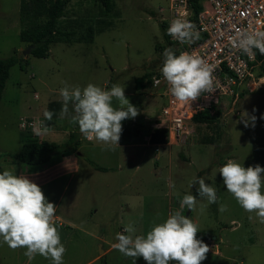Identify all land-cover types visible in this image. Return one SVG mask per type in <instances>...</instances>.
I'll return each mask as SVG.
<instances>
[{
  "label": "rangeland",
  "instance_id": "obj_1",
  "mask_svg": "<svg viewBox=\"0 0 264 264\" xmlns=\"http://www.w3.org/2000/svg\"><path fill=\"white\" fill-rule=\"evenodd\" d=\"M167 5L168 0H111L110 10L105 11L95 0H69L57 26L61 31L72 30L71 40L53 42L46 57H36L31 50L23 54L29 44L19 37V0H0V57L17 53L28 60L22 69L19 63L9 68L1 94L0 172L8 169L26 175L56 206L54 224L66 248L63 264H133L132 258L114 248L106 252L117 242L116 233L127 234L124 228L131 223L136 229L133 235H146L153 223L166 219L168 199L179 196L180 201L189 193L197 197L196 208L190 210L200 229L197 238L214 237L219 251L209 249L201 264H264V224L254 212L241 208L217 172L229 159L244 167L259 164L264 168V71L259 65L238 86L237 97H224L216 107L222 120V137L218 142L214 139L215 123L190 121V135L184 144L158 147L161 152H170L173 160L170 183L166 156L161 160V170L153 173L154 147H143L145 158L140 166H135V156L122 173L94 169L89 160L114 166V145L97 147L96 140L92 145L82 141L83 147L76 152L84 154L87 160L80 159L77 165L69 160L71 151L53 156L47 165L26 164L9 156L20 151L21 132L35 134L34 128L39 126L46 125L48 132L35 134L38 138L64 142L71 130L79 135L75 132L78 125L69 123L68 117L62 119L65 125L55 124L60 118L59 90L64 82L81 88L88 83L103 89L120 85L129 102L140 108L139 93L144 94L151 87L153 76L160 72L164 49L171 47L176 53L178 50V45L169 41V35L164 38L160 26L163 18L171 16ZM142 86L144 90L139 91ZM145 99L146 113L154 121L160 116L164 99ZM113 106L117 107L118 102L113 100ZM46 107L53 112L50 121L43 117ZM252 116L255 121L249 120L245 127L243 121ZM150 121L139 109L135 118L123 120L122 131L143 132ZM62 166H67V171L58 174ZM196 176L217 190L216 203L208 204L206 199L199 198L197 184L189 187ZM261 191L264 193V187ZM126 204L133 213L131 209L126 212ZM221 204L226 205L227 211H218ZM201 205H206L203 211ZM25 251L12 250L0 242V264H51L39 255L29 262ZM135 264L146 261L137 258Z\"/></svg>",
  "mask_w": 264,
  "mask_h": 264
},
{
  "label": "clouds",
  "instance_id": "obj_2",
  "mask_svg": "<svg viewBox=\"0 0 264 264\" xmlns=\"http://www.w3.org/2000/svg\"><path fill=\"white\" fill-rule=\"evenodd\" d=\"M166 34L181 45H192L200 39L196 24L186 17L173 19ZM230 43L246 55L254 57V49L264 55V31L238 33L230 38ZM162 55L164 59L159 71L168 93L177 101L192 103L215 91L213 67L204 59L186 51L176 54L171 47L165 48ZM59 94L62 101L60 118L68 117L69 123L78 125L86 139L96 140L105 146H118L121 122L139 114V110L125 97L124 87L117 84L103 89L92 83L81 88L64 82ZM113 100L118 102L117 107L113 106ZM43 117L50 121L53 112L46 107ZM255 119V116L245 119V127L249 120L254 122ZM34 131L36 135H42L48 132V128L45 125ZM217 172L241 208L254 212L259 222L264 224V193L261 191L264 168L259 164L244 167L229 159L218 167ZM194 184L198 185L199 198L206 199L208 204L217 202V190L206 184L204 178L193 177L189 187ZM196 205L197 197L186 194L179 201L180 210L169 214L162 222L153 223L146 235H133L136 229L129 223L124 228L127 234L116 233L117 242L112 247L132 258L133 264L141 257L146 264H201L209 251L208 245L197 238L198 225L184 215L185 209L193 211ZM205 207L201 205V211ZM218 211H227L226 205L221 204ZM55 212L56 206L26 175H17L8 169L0 172V242L12 250L25 248L24 255L29 262L39 255L50 260L51 264H63L66 248L54 224Z\"/></svg>",
  "mask_w": 264,
  "mask_h": 264
},
{
  "label": "built area",
  "instance_id": "obj_3",
  "mask_svg": "<svg viewBox=\"0 0 264 264\" xmlns=\"http://www.w3.org/2000/svg\"><path fill=\"white\" fill-rule=\"evenodd\" d=\"M167 8L171 16L163 19L168 26L173 19L185 17L196 24L200 39L194 44L181 45L170 36L169 40L178 45L177 54L189 52L213 67L215 88L213 93L202 95L192 103H182L168 93L160 72L153 76L151 85L164 99L155 125L166 129L165 142L170 146L185 143L190 135L188 123L194 115L203 111L212 115L224 97H237L238 86L252 74L253 67L260 66L258 50H253L254 57L246 55L230 43V38L242 32L264 31V0H168ZM202 241L218 252L212 237L205 236Z\"/></svg>",
  "mask_w": 264,
  "mask_h": 264
},
{
  "label": "trees",
  "instance_id": "obj_4",
  "mask_svg": "<svg viewBox=\"0 0 264 264\" xmlns=\"http://www.w3.org/2000/svg\"><path fill=\"white\" fill-rule=\"evenodd\" d=\"M68 1L69 0H19V37L21 41L27 42L29 46H32V55L36 57H46L51 43L56 41L69 42L71 40L73 31H61L57 26L58 20L64 16ZM95 1H98L102 7H104L105 11L110 10L111 0ZM160 26L164 38H167L168 35L166 34L165 22L162 21ZM88 38H90V36ZM259 59H261L260 67L264 71V55H259ZM17 63H19L22 69L28 63V60L17 53L5 58L0 57V98L8 77L9 68ZM240 96H242V93H240ZM192 121L204 124L215 123L216 137L214 139L218 142L222 137V120L217 109L212 115L207 111L196 114L193 116ZM166 134V129H154L150 133L149 140L151 143H162L165 141ZM21 139L22 145L20 151L9 154V156L13 160L31 165L44 164L50 161L55 155H63L70 151L73 152L77 149L79 143L75 134L72 132L69 133L66 141L59 143L39 139L30 131L23 132ZM214 139L213 137L210 138L213 142ZM92 164L96 169H106L95 163Z\"/></svg>",
  "mask_w": 264,
  "mask_h": 264
},
{
  "label": "crops",
  "instance_id": "obj_5",
  "mask_svg": "<svg viewBox=\"0 0 264 264\" xmlns=\"http://www.w3.org/2000/svg\"><path fill=\"white\" fill-rule=\"evenodd\" d=\"M142 90H144V87L142 86L141 87V89L139 90V91H142ZM148 91V92H147ZM146 92L148 93H144V94H142V93H139L140 94V96L142 97L141 98V106H140V108H138V110L140 109V112L142 113L143 112V114H144V116H145V118L148 120V121H150L151 119H150V117L148 116V113H146L148 110H146V109H148V107H147V104H146V99L145 98H148V96H155V97H157V96H159L158 94H157V91L152 87V85H151V87L147 90ZM133 95V94H132ZM157 118H159V116L157 117ZM157 118H155V120L154 121H150L149 122V125H148V127L145 129V131H143V132H134V133H129V132H121V134H120V138H119V141H118V146H115L114 145V166L113 167H107V166H103V165H99V164H97V163H95L94 161H92V160H89V162L92 164V163H95V164H97V165H99V166H102V167H104V168H106L105 170H99V169H96L94 166H93V164H92V166L94 167V169H96V170H99V171H107L108 169H114L115 171H116V173H118V172H123V171H125V168L124 167H127V166H129V165H127V164H129V160H132L133 159V157H135V156H137V160H134V162H135V166H137V167H139L140 166V164L143 162V159L145 158V156L143 155L144 154V152L142 151V148L143 147H154L155 149H154V154H153V158H152V162H153V170H154V174H157V169L158 170H161V160H163V158L166 156V158L168 159V168H169V170H168V172H169V183H170V166H171V163H172V161L173 160H171V155H170V152H168L167 154H166V152H161L159 149H158V147H160V146H162V147H164V146H168V147H170V146H172V145H167L166 144V140L164 141V142H162V143H151L150 142V140H149V138H150V133L154 130V129H158L157 127H156V122H157ZM57 122H60V123H62L63 124V122H65V121H62V119H58L56 122H55V124L56 125H58V123ZM122 123V128H123V121L121 122ZM197 124H200V123H197ZM52 125V124H51ZM61 125V124H60ZM63 125H65V124H63ZM63 125H61V126H63ZM35 126V125H34ZM37 126V125H36ZM39 128H41L40 126H39ZM127 128V127H126ZM35 129H38L37 127L36 128H34V130ZM71 132L72 133H74V130H71ZM71 132H69V133H71ZM75 132H77V133H79V135L78 136H76V138H77V140H78V145H77V149L75 150V151H73V152H71V154H70V156H69V160L73 163V162H75L76 163V165L78 164V161L80 160V159H82V160H87V158L85 159V157H84V154H82V153H77L76 151L80 148V147H83V145H82V141L84 140L85 142H88V144H90V145H92V142L94 141V140H88V139H86L81 133H80V131H79V128H77L76 130H75ZM22 133L23 132H21V134L20 135H22ZM49 133H51V132H49ZM69 133H68V135H69ZM136 133V134H135ZM143 133V134H142ZM52 134H54V131H52ZM75 134V133H74ZM68 137V136H67ZM39 139H43V140H47V141H51V142H56V141H52V140H48V139H44V138H39ZM57 143H59V142H57ZM88 144H87V146H88ZM98 145H96L97 147L98 146H100V147H102V148H104L103 146H105V145H103V144H101V143H97ZM85 145V144H84ZM177 145V144H176ZM106 147H108V146H106ZM76 152V153H75ZM140 154H139V153ZM145 153H146V150H145ZM64 155V154H63ZM60 156H62V155H60ZM139 158V159H138ZM49 163V161L46 163V165ZM60 165H61V161L60 162H58ZM63 164H65V161H64V158L62 157V165ZM50 167H52V168H54V166H50ZM67 166H62V167H60L61 169V171H59V173L58 174H60L61 172H66L67 171V168H66ZM57 175V174H56ZM180 197L178 196L177 198H175V199H168L167 200V204H166V216H168L169 214H172V213H175L178 209H177V205H178V202H179V199ZM139 203H140V201H139ZM125 209H126V212L128 213H130V209H131V207L128 205V204H126V207H125ZM131 213H133V209H131ZM167 218V217H166ZM192 218V220H193V222L195 223L196 222V220L193 218V217H191ZM232 222H233V220H232ZM198 237V236H197ZM212 238H214V237H212ZM200 239H202V238H200ZM111 249H113V247L111 246L110 248H108V249H106V252H108V251H110ZM212 251V250H211ZM212 252H214V251H212ZM219 252V251H218ZM218 252H214V253H218Z\"/></svg>",
  "mask_w": 264,
  "mask_h": 264
},
{
  "label": "water",
  "instance_id": "obj_6",
  "mask_svg": "<svg viewBox=\"0 0 264 264\" xmlns=\"http://www.w3.org/2000/svg\"><path fill=\"white\" fill-rule=\"evenodd\" d=\"M32 49V46H28L27 50L23 52V54H25V52H27L28 50H31ZM187 218L189 219H192L191 216H190V210L189 209H186L185 210V214H184Z\"/></svg>",
  "mask_w": 264,
  "mask_h": 264
}]
</instances>
